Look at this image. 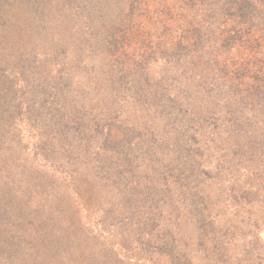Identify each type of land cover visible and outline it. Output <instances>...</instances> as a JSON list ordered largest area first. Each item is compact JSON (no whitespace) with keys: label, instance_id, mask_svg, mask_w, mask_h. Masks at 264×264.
Segmentation results:
<instances>
[{"label":"trees","instance_id":"trees-1","mask_svg":"<svg viewBox=\"0 0 264 264\" xmlns=\"http://www.w3.org/2000/svg\"><path fill=\"white\" fill-rule=\"evenodd\" d=\"M117 1L109 0L107 12L95 6L110 25L94 37L91 18L80 23L83 32L65 31L75 10L68 16L66 7L62 23L48 22L45 3L0 0V264H225L231 255L215 240L214 209L228 201L255 207L249 226L264 225V188L257 187L264 185V0ZM140 5L160 33L142 34L127 48L116 23ZM7 12L18 27L25 21L21 32L29 37L48 35L40 51L39 41L17 47ZM72 38L77 44L66 47ZM77 66L81 74L73 75ZM103 107L134 121L118 138L111 125L96 141L90 131ZM22 111L26 128H11ZM214 116L229 120V129ZM198 123L214 124L205 132L211 137H236V160L218 147L213 154L226 158L220 167L203 161L210 139L192 137L202 133ZM227 163L257 175L238 181L223 171ZM141 167L149 173L145 187L136 178ZM183 221H191L200 245L195 261L173 246ZM251 249L242 264H252Z\"/></svg>","mask_w":264,"mask_h":264},{"label":"rangeland","instance_id":"rangeland-1","mask_svg":"<svg viewBox=\"0 0 264 264\" xmlns=\"http://www.w3.org/2000/svg\"><path fill=\"white\" fill-rule=\"evenodd\" d=\"M31 2H34V4H36L37 6L40 4H43L45 2H41V0H31ZM61 3H57L58 6L60 7L56 12L53 11V7H54V0H47L45 5H43V7L41 6V8H43V10H45L46 12L43 15L42 20H48V22H56L57 21V17L61 19V23L62 18L65 17V12L64 10H67V8H69V10L67 12V15L70 16L72 14V11L75 10V14L74 17L70 16L71 19H67V21L64 23V29L65 31H71L70 36H73L75 31H79L81 30V32H83V30L81 29L82 24L87 25V22H89V20L84 21L85 19H90L93 21V24H88L87 27V32L89 33V35L92 34V32H108V27L110 25V19L107 15H105L104 12L100 13V8H102L101 10L105 9L104 11L107 12V8H111L113 4H109L108 2L109 0H60ZM97 2V4H95ZM117 2H119V7L123 6V0H118ZM68 4L70 7H68ZM95 6H98L100 8H96ZM67 7V8H66ZM91 10V14L90 16L87 18V11ZM99 10V14L96 13V11ZM97 14V15H96ZM146 14H149L150 16L147 17ZM128 12H125L123 15V20L121 22L117 21L116 23V28H125V34H127V36L125 37L126 42L125 43H129L127 48H135V42L138 40V38L136 37H140V35L142 34H149L154 32L160 33V25H157V21H156V17H154L152 14H150V12H144L143 9H141V5L139 7H137L135 9L134 14H132V16L130 15L128 17ZM157 16V15H156ZM5 17H6V23H9V25H13L12 27H14L12 29L13 33L15 34H11V39L12 40H17V47L19 49H23V48H30L31 44H33L35 41H39V45H35L36 48L39 49V51L41 50V47H43L45 45V43H47V38L48 35L40 32L37 33L35 36L32 35V37H29L28 31L26 32H21L23 31V29L25 28V21L23 23L22 26L18 27L17 23H19V21L17 22L18 18H16L13 14L7 12L5 13ZM154 20H152V18ZM25 20V19H24ZM8 21V22H7ZM152 24H149L151 23ZM80 23H82L80 25ZM16 27H15V25ZM129 26H132V31H129ZM99 27V28H98ZM113 27V26H112ZM111 27V28H112ZM158 27V28H157ZM117 29V30H118ZM86 30V29H85ZM62 32V29H60L59 31L57 30L55 32V37H57V35H59ZM118 32V31H117ZM21 35V38H18ZM40 34V35H39ZM122 34V33H120ZM23 36V37H22ZM39 36V37H37ZM94 36V35H91ZM95 37V36H94ZM94 37L91 38H86L84 41L81 42L83 49L85 48L86 45H89L92 43V39ZM121 37V36H120ZM78 42V38H72L70 39L69 42H65L66 47H73L72 44L74 43L75 45ZM67 51L64 53L66 54ZM42 54V53H41ZM25 55V54H24ZM97 55H101V54H97ZM41 56V55H40ZM84 56V55H83ZM81 56V57H83ZM93 50H91V48H88V53L86 54V58L84 60V62H88L89 65L91 63H93L95 61V58L93 57ZM25 57L27 58V56L25 55ZM92 58V61L90 62ZM25 61V58H24ZM80 67L77 66V69H73L71 72L73 73V75L78 74L80 75L81 73L79 72ZM94 92V91H92ZM2 95V92L0 93ZM20 94V93H18ZM22 94V92H21ZM208 101L211 100V97L207 94L204 95ZM121 100V99H120ZM95 103V102H94ZM93 103V105H94ZM99 111H104V112H97L95 111V114L98 115V117L95 118V120L99 123V124H93V128L90 131V137H92L93 139H95L96 141H99L97 138L95 137H101L100 132H107L108 133V129L109 127L112 125L113 127H111V130L114 131L115 134V138H118V134L119 131L118 130H122L124 129V126H131L133 121H134V117L131 116V119L133 121H128V119L130 120V117L127 115V111L121 115L117 117V114L113 111L110 112L109 109L103 107L101 110ZM23 116H21L20 113H18L16 116H14L12 118V124H11V128H17L20 124L21 125H26L28 124V122L26 121V112L22 111ZM130 115H133L132 110L129 112ZM16 114V112H15ZM211 119L216 120L219 125H223L224 127H226L227 129H229V123L230 121L227 120L225 122V118L224 117H220V116H214ZM211 124V125H210ZM199 130L201 131L202 129V133H198L196 135H193L192 137H197V139H195L196 141H198V137L199 138H203L206 137L207 139H210L208 148H211L209 151H207L206 155L203 156V161L207 160L208 162H210V164L214 165V164H218V166L220 167L221 162L225 159H223L222 155H220V157L218 155H214L213 154V149H217L219 147L220 151H226L225 155L227 157V154L229 156H231V158H233L234 160H236L233 156V154H237L238 151L237 149H233V145H235V142H232L231 139L236 137H228L227 136H214L211 137V135H209L208 133H205L206 131H208L211 127L214 126V124L212 123H208L207 125H202L199 124ZM108 126V128H107ZM197 131V130H195ZM204 132V133H203ZM19 133V132H18ZM11 136H13V133L11 132ZM194 139V138H193ZM200 140V139H199ZM234 140V139H233ZM202 141V140H201ZM199 142V141H198ZM230 145V147L228 148V146ZM263 146V145H262ZM253 150V149H252ZM254 151V150H253ZM255 154V153H254ZM254 154L251 155V158L254 156ZM230 158V157H229ZM114 163V162H113ZM230 163V161H229ZM229 163H227L226 168L223 170L225 171V174H228L227 171H232L233 173H236L238 175V181L239 178L241 181H246L248 174H252L251 176L253 177L255 175V168L250 167L252 172H248V174L246 173L247 171H245V173H243V169L245 167L244 163H239L237 166V171L235 168H230ZM139 170V178L136 177L137 179H139V183L140 186L145 187L146 183L149 182V180L145 177L149 176L147 174V169H144L143 167L138 168ZM149 170V169H148ZM238 172V173H237ZM137 173V172H136ZM135 173V174H136ZM264 173H262L263 175ZM257 175V173H256ZM260 175V174H258ZM242 177H245V179H243ZM251 178V177H250ZM230 184V183H228ZM228 184H225L228 186ZM242 187V185H240L239 183H237V188ZM258 188H264V185H260L257 186ZM238 192V191H237ZM238 196L241 197V191L238 192ZM234 197H236V194L234 195ZM143 198V195L142 197ZM140 198V199H141ZM259 199V201H262V198H256L255 200ZM264 199V198H263ZM240 201V200H239ZM264 201V200H263ZM241 202V201H240ZM229 201L227 203H222L219 204L215 209H214V213L211 217L214 219L213 222V230L216 234V242L218 244V242H223L224 243V247H226L225 251L226 253L229 252V254L231 255L230 261L227 259H225V264H242L243 259L247 258L250 259L249 256L245 257L244 256V252H246V249L250 246V248H252V252H253V262L252 264H264V225L262 226L261 222H263V220H260L256 226H249L252 221H248L249 218L246 216L248 214H252L256 211L255 207H247L246 205H242V203L240 204H236L233 206H230V204L228 205ZM261 206H259V213L261 214L262 217H264V202H260L259 203ZM95 206H98V204H95ZM94 209V206H92ZM229 207H231L229 209ZM257 208V209H258ZM154 209H156V207H154ZM166 215V214H165ZM257 215V212L256 214ZM253 215V216H254ZM160 216V215H158ZM163 217V216H160ZM167 217V216H166ZM165 218V217H163ZM168 219V218H167ZM245 222V223H244ZM188 223H191V221L189 222H181V225L178 228L177 233L175 234L176 236H178V238H176V240L173 241V246L177 247L178 249H181V251H185L188 252V255L191 256L193 259H191L192 261H195L197 259L196 253H197V245L200 246L198 243L195 246V231L191 232V230L193 228H191V224L187 226ZM244 223V224H243ZM242 224V225H241ZM239 225L238 227L234 228V226ZM247 226L249 227L248 230H246ZM243 228V229H242ZM244 231H246L245 233H243ZM175 233V232H174ZM243 233V234H242ZM191 235V236H190ZM240 242L245 243L244 247H241L237 244H239ZM202 246V245H201ZM255 258V259H254ZM257 258V259H256ZM258 259H260L262 262H259ZM246 264V263H245Z\"/></svg>","mask_w":264,"mask_h":264}]
</instances>
